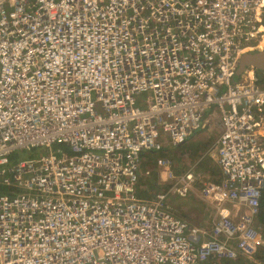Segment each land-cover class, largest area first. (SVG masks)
<instances>
[{"label":"built area","instance_id":"1","mask_svg":"<svg viewBox=\"0 0 264 264\" xmlns=\"http://www.w3.org/2000/svg\"><path fill=\"white\" fill-rule=\"evenodd\" d=\"M261 50L264 0H0V264L257 260L264 79L237 71ZM212 123L218 176L160 158L176 181L140 197L142 153ZM190 193L208 225L168 204Z\"/></svg>","mask_w":264,"mask_h":264},{"label":"rangeland","instance_id":"2","mask_svg":"<svg viewBox=\"0 0 264 264\" xmlns=\"http://www.w3.org/2000/svg\"><path fill=\"white\" fill-rule=\"evenodd\" d=\"M239 76L235 77L238 81ZM148 94H144L142 98L146 99ZM141 106H146L142 103ZM220 128L213 123L194 135L191 139L179 146H168L160 152H156V155H151L150 158H145L143 163H141L140 173L144 176L145 180H148L149 185H143V192L138 193H151L143 196L144 198H151L156 194L167 191L171 185L174 184L176 180L167 178V175L163 173V168L160 167L157 161L160 158H164L170 161L171 169L175 175H180L184 171L191 168L193 165L197 171L201 172L204 177L215 179L219 174V168L214 162V159L207 154L210 146L216 141L219 136ZM46 153L45 148H37L36 150H17L14 154L16 161L22 159L35 158ZM140 175V177H142ZM166 178V179H165ZM153 184L156 188H153ZM168 204L172 206V209L180 216L186 218L187 220L195 223H203L208 225L210 223V205L200 199L195 193H190L187 197L175 196V199L170 196ZM198 208H203L201 212ZM205 219V222H201V218ZM208 219V220H207ZM207 220V221H206ZM224 261V260H222ZM221 261H209L204 264H221ZM237 264V263H232Z\"/></svg>","mask_w":264,"mask_h":264},{"label":"trees","instance_id":"3","mask_svg":"<svg viewBox=\"0 0 264 264\" xmlns=\"http://www.w3.org/2000/svg\"><path fill=\"white\" fill-rule=\"evenodd\" d=\"M151 155H156V153L154 152H151V151H147V152H144L142 153V162L144 161V159L146 158H150ZM12 160L13 161H16V158L14 157V154H13V157H12ZM141 175V173H140ZM142 177H140V181H139V184L137 186V192H143V185H148V187L152 188L151 184L149 185V182L148 180H145L144 179V176L141 175ZM156 188V185L153 184V188ZM7 191L6 188H4L1 184H0V192H5ZM145 195H148V197L151 195L150 191L149 193H139V196L140 197H143ZM175 196H178V195H174V196H171L172 199L174 198L175 199ZM180 198V196H178ZM261 212H260V217H259V220L261 222V224L264 226V190L262 192V197H261ZM214 260H212L213 262ZM215 262V261H214ZM223 263L221 264H232V263H237V264H264V249L261 251V253L259 254V256H257V261L255 262V260H248V259H242V260H235V261H221Z\"/></svg>","mask_w":264,"mask_h":264},{"label":"water","instance_id":"4","mask_svg":"<svg viewBox=\"0 0 264 264\" xmlns=\"http://www.w3.org/2000/svg\"><path fill=\"white\" fill-rule=\"evenodd\" d=\"M249 66H253L258 70L264 71V50L243 54L240 60L237 75L243 74Z\"/></svg>","mask_w":264,"mask_h":264},{"label":"crops","instance_id":"5","mask_svg":"<svg viewBox=\"0 0 264 264\" xmlns=\"http://www.w3.org/2000/svg\"><path fill=\"white\" fill-rule=\"evenodd\" d=\"M214 162H215V160H214ZM216 163V162H215ZM198 210L201 212V210H203V208H198ZM208 220V219H207ZM206 220V221H207ZM189 221V220H188ZM205 222V219H204V217L203 218H201V222ZM190 223H192V224H194V225H198V226H203L204 224L203 223H195V222H191V221H189Z\"/></svg>","mask_w":264,"mask_h":264},{"label":"flooded vegetation","instance_id":"6","mask_svg":"<svg viewBox=\"0 0 264 264\" xmlns=\"http://www.w3.org/2000/svg\"><path fill=\"white\" fill-rule=\"evenodd\" d=\"M257 74H258L260 77H263V79H264V71H263V70H257Z\"/></svg>","mask_w":264,"mask_h":264},{"label":"clouds","instance_id":"7","mask_svg":"<svg viewBox=\"0 0 264 264\" xmlns=\"http://www.w3.org/2000/svg\"><path fill=\"white\" fill-rule=\"evenodd\" d=\"M257 260H255V262H256Z\"/></svg>","mask_w":264,"mask_h":264}]
</instances>
